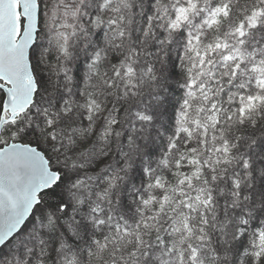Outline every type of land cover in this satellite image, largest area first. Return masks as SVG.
<instances>
[{"label":"snow or ice","instance_id":"6c2138e0","mask_svg":"<svg viewBox=\"0 0 264 264\" xmlns=\"http://www.w3.org/2000/svg\"><path fill=\"white\" fill-rule=\"evenodd\" d=\"M0 264H264V0H0Z\"/></svg>","mask_w":264,"mask_h":264}]
</instances>
